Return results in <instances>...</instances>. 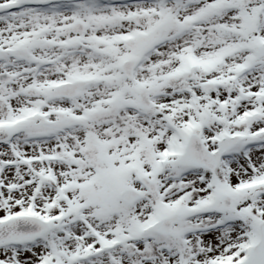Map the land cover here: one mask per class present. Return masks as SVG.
Listing matches in <instances>:
<instances>
[{"label": "snow or ice", "instance_id": "1", "mask_svg": "<svg viewBox=\"0 0 264 264\" xmlns=\"http://www.w3.org/2000/svg\"><path fill=\"white\" fill-rule=\"evenodd\" d=\"M0 264H264V0H0Z\"/></svg>", "mask_w": 264, "mask_h": 264}]
</instances>
